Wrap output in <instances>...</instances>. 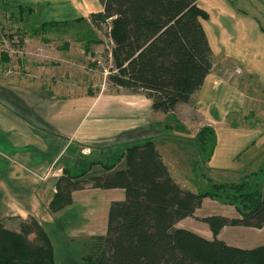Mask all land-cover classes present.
I'll return each instance as SVG.
<instances>
[{
    "label": "crops",
    "instance_id": "crops-1",
    "mask_svg": "<svg viewBox=\"0 0 264 264\" xmlns=\"http://www.w3.org/2000/svg\"><path fill=\"white\" fill-rule=\"evenodd\" d=\"M5 1L10 5L31 6L33 15L43 8L45 13L50 12V17H55L45 21L68 22L74 20L69 15L81 13L78 18L102 10L99 0ZM197 4L208 14L201 23L212 50V68L202 86L192 94L191 101L177 103L171 112L154 110L146 94L130 93L115 85L101 87L97 93L73 94L28 87L20 79L23 68L17 72L11 66L2 65L10 60L3 53L0 60V222L5 227L18 231V226L8 225L26 222L30 217L45 227L55 224V213L59 216L60 212L71 211L67 218L76 225L90 223L99 229L102 227L93 235L104 234L108 207L112 201L123 199L124 191L86 186L73 191L72 202L52 214L48 204L56 191V179L65 167L85 165L99 160L95 158L105 152L147 138L155 142L170 175L182 187L197 192L176 178L193 176L195 168L187 166L183 152L174 142L181 137L174 131L175 127H159L166 116L180 120L189 128L198 130L203 125L213 128L216 143L206 163L208 174H229L253 166L249 167L250 161L263 152H257L256 146H263L264 132L257 123L241 120L250 109L245 108L248 97L244 91H238L232 79L248 74L264 86V30L260 29L258 20L227 7L225 0H197ZM109 42L111 46L110 37ZM10 77L11 83L7 82ZM166 129L169 132L164 134ZM70 148L73 151L69 153ZM198 155L200 158L199 151ZM107 192H118V195L108 197ZM220 206L226 205L204 198L193 216L181 219L176 226L212 238V232L199 218L212 214L236 215L234 209L226 212ZM263 228L224 226L217 238L225 242L231 239L227 235L231 230L253 234V230Z\"/></svg>",
    "mask_w": 264,
    "mask_h": 264
},
{
    "label": "trees",
    "instance_id": "trees-1",
    "mask_svg": "<svg viewBox=\"0 0 264 264\" xmlns=\"http://www.w3.org/2000/svg\"><path fill=\"white\" fill-rule=\"evenodd\" d=\"M99 1L102 10L91 12L88 18L96 26L108 24L114 66L107 75L111 84L130 93H145L152 109L165 113L177 103L190 102L212 68V50L201 23L208 14L197 0ZM14 8L20 15L33 10L28 5ZM58 23L41 22L40 27ZM195 141L201 158L205 154L202 161H208L215 131L203 126ZM119 149L120 154L107 162L65 167L56 179V191L48 204L51 212L69 205L73 191L86 186L124 191V198L108 207L105 233L90 236L79 264H264V245L242 248L217 238L224 226L264 227V188L213 184L211 189L193 192L170 175L152 139ZM230 189L239 193L232 194ZM204 198L231 205L236 212L232 217L199 218L212 238L176 226L193 216ZM29 220L21 222L18 231L0 222V264H55L47 231L35 218Z\"/></svg>",
    "mask_w": 264,
    "mask_h": 264
},
{
    "label": "rangeland",
    "instance_id": "rangeland-1",
    "mask_svg": "<svg viewBox=\"0 0 264 264\" xmlns=\"http://www.w3.org/2000/svg\"><path fill=\"white\" fill-rule=\"evenodd\" d=\"M225 2L227 7L246 13L250 19L258 20L261 26H264V0H225ZM242 10H246V12ZM33 11L34 9L29 13L20 15L14 5L0 0V60L3 58V53H6L10 59L9 62L2 63L3 66H11V69L17 72H21L23 68L20 79L24 80H21V82L28 87L41 90H47L48 88L51 91H69L72 92L71 94L85 91L97 93L100 92L98 90L101 87L114 86L107 78L109 72L114 68L111 52L108 53L111 49L108 24L96 26L90 22L88 15H86L83 17L84 20L80 22L68 21L67 23L61 22L52 26L40 27L41 22L48 18L55 19V17H50V12L46 10L45 13L43 8L34 15L32 14ZM80 14L69 15L71 16L69 18L75 19ZM25 39H27V42ZM11 77L7 79V82L11 83L13 81L10 80ZM232 82L236 84L238 91H244L248 97L245 108L249 107L250 109L244 113L241 120L257 123L264 132V86L248 74L240 75L238 79H232ZM165 126L171 129L175 127L176 130L174 129V131L181 135L180 140H174V142L183 152L187 166L195 168L193 176L176 177L185 184V187L203 191L211 189L213 184L238 185L243 183L241 185L242 189L264 188V144L260 148L258 145L256 146L257 152H263L249 163V167L253 165L250 168L253 169V172H250L248 168H241L229 174L212 173L211 175L207 171V161H202L205 154H202L203 158H199L198 146L195 143L198 130L209 125L200 126L197 130L193 127H186L178 119L174 121L171 116H166L159 127L163 129ZM165 131L168 130H163V133ZM207 145L209 146V144ZM72 151V148L68 150L69 153ZM120 151V149H116L105 152L95 159L107 162L106 160H109L113 155H119ZM86 165L87 163L71 168H83ZM96 169H99V167H96ZM230 192L232 194L239 193L233 189H230ZM116 195H118V192H107L108 197ZM94 204L92 203V205ZM232 209L234 207L231 205L220 206L222 211L230 212ZM57 213H52L54 214L55 224L45 225L44 227L54 246L55 264H79L81 263V254L87 251L89 237L98 230H102V227L99 229V226L95 227L90 223L76 225L74 220L67 218L68 215H71L70 213H73L71 211L60 212L59 216ZM201 214H203L202 210ZM96 218L100 220L99 214L96 215ZM28 220L29 218L26 221ZM8 226L11 228L19 227L20 223L17 221L10 223ZM87 228L90 229L87 230ZM253 231V234H245L244 232L231 230L227 232L231 239H226L225 242L240 247L244 246L242 248L264 245V228ZM30 237H33V234Z\"/></svg>",
    "mask_w": 264,
    "mask_h": 264
}]
</instances>
